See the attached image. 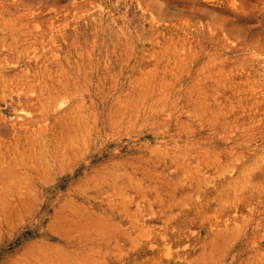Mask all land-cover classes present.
Here are the masks:
<instances>
[{"label":"rangeland","instance_id":"374dc122","mask_svg":"<svg viewBox=\"0 0 264 264\" xmlns=\"http://www.w3.org/2000/svg\"><path fill=\"white\" fill-rule=\"evenodd\" d=\"M0 264H264V0H0Z\"/></svg>","mask_w":264,"mask_h":264}]
</instances>
